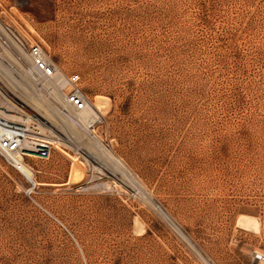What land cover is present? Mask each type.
<instances>
[{"label": "rangeland", "instance_id": "1", "mask_svg": "<svg viewBox=\"0 0 264 264\" xmlns=\"http://www.w3.org/2000/svg\"><path fill=\"white\" fill-rule=\"evenodd\" d=\"M36 42L183 233L31 77ZM0 106L51 141L37 184L0 152V264H264V0H0Z\"/></svg>", "mask_w": 264, "mask_h": 264}, {"label": "bare ground", "instance_id": "2", "mask_svg": "<svg viewBox=\"0 0 264 264\" xmlns=\"http://www.w3.org/2000/svg\"><path fill=\"white\" fill-rule=\"evenodd\" d=\"M6 25H7V27H9L11 29L10 30V34L12 33L13 35H16L17 38L20 37V39H22V41H23L24 44L25 43L26 44H29V43L31 44V40L22 31L19 32V30H17L16 28H13L12 25H10L8 23H6ZM7 32H8V30H7ZM6 35H7V33H6ZM23 37L26 38V41L23 39ZM9 38H10V36H9ZM21 55L27 61L29 60V56H30V58H31L30 59L31 60V64H30V66L28 68H29V74L31 75V77L34 80H36L39 84H42V86L47 87L48 89L51 88V90L53 91L52 93H54L55 96H56L55 98H57V101H59L60 106H62V109L64 110V113L67 114L74 122L78 123L81 126L80 128L83 130V132L85 134L84 136H87V138H89V140H91L92 143L94 145H96V147H98L104 153H106L111 159H113L117 163V165L121 166L122 169H123V171H124V173H126L129 176V178L134 183V185H136L137 187H139L146 195H148L149 199L152 200L153 204L157 207V209L178 230H180L182 232L181 228L179 227V225H177V223L175 222V220L156 201H154V199L151 196V194L145 188L146 185L144 186L143 183H141V181L138 179V177L134 174V172H132V170L129 168V166L125 164V161H123L122 158H120L119 156H117L112 150H110L106 146L104 140L102 139V137L96 131V129H95V123H96V121H98L97 119L99 118V116L103 115V113L105 112V110H106V108H107V106L109 104V98L107 96H105V95L98 94V95H96L94 97L93 100H91V103L89 104V106L86 109L77 111V110H75L74 108H72L71 106H69L65 102V92L68 91L70 89V87H71L69 84H67L65 78L58 77L56 79H52L50 77H44L42 74L37 73L35 71L34 66H33V63H32V57H31V55H28V53H27L26 50L22 51ZM66 87H67V89L63 92V95H62V93L59 92L60 88L65 89ZM1 106H0V114H2L3 116H6V117L11 118V119H15V120L20 121V122L21 121L22 122H26V123L30 122V120L28 119L29 117L27 118V116L24 117V116H21V115H14V114L8 113ZM4 122H6V121H4ZM5 124H7L10 127V130L11 131H9V134H11V135L14 134L15 137H16V140L20 141L21 142V146H23V148H21L22 151H23V153H22V151L21 152H9V153H6L7 158L8 159H11V160L13 159V160H15L17 162V165L19 167H16V168H19L21 170V172L24 174V176L28 179V181L30 183L37 184L38 182H37V180L34 177V173H33L32 168L28 165V163H26V161L24 159V154L32 155V154H34V153H36L38 151V145L39 146L40 145H43L44 146L43 143H48V142H51V141L46 140L44 138L45 136L42 135L40 132H38V131L37 132L36 131L34 132L33 131L34 128L33 127H30L31 125H29V129L28 128L25 129V128H21L19 125L18 126L17 125H13V124H10L8 122H6ZM31 128L33 130H31ZM55 147H57V146H55ZM43 148H44V150L46 149L45 147H43ZM86 149H87V147H86ZM89 150L90 149H88V151ZM18 151H20V150H18ZM89 153L92 154L91 152H89ZM72 173H73V179H74V181L75 180L83 179V177L85 175V171H84L83 167L78 162L75 163V166L73 167V172ZM250 223L254 227H256V228L257 227H260V221L258 219H256V218L255 219L252 218L250 220ZM190 243H191V241H190ZM193 247H195V246L193 245ZM197 248L195 247V249L197 250V252L200 253V251H198ZM262 253L263 252H260V255L261 256L264 255ZM206 262L208 264H211L208 260H206Z\"/></svg>", "mask_w": 264, "mask_h": 264}, {"label": "built area", "instance_id": "3", "mask_svg": "<svg viewBox=\"0 0 264 264\" xmlns=\"http://www.w3.org/2000/svg\"><path fill=\"white\" fill-rule=\"evenodd\" d=\"M30 55L32 63L37 73L42 74L44 77L56 79L58 77L65 78L67 84L71 87L65 92V102L75 110L86 109L91 103V99L81 87V75L78 72H73L70 75H65L58 67L49 59L43 46L36 42L30 46ZM6 122L0 116V152L9 153L17 152L21 146V142L16 140L14 134H9L10 127L5 124ZM15 164L17 162L13 160ZM259 258V257H258Z\"/></svg>", "mask_w": 264, "mask_h": 264}]
</instances>
